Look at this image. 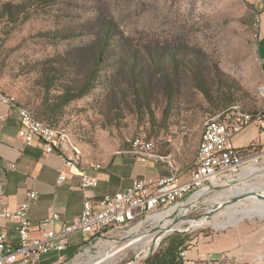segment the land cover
<instances>
[{
	"label": "rangeland",
	"instance_id": "374dc122",
	"mask_svg": "<svg viewBox=\"0 0 264 264\" xmlns=\"http://www.w3.org/2000/svg\"><path fill=\"white\" fill-rule=\"evenodd\" d=\"M255 15L247 0H0V86L37 118L67 128L81 152L96 150L98 142L128 151L132 139L141 135L185 172L193 165L208 116L235 110L264 124V69L256 51ZM100 37L106 39V52L95 85L58 109L61 85L67 78L83 81L94 65ZM133 61L140 83L130 74ZM51 74L57 78L52 85ZM142 86L149 98L139 94ZM169 87L174 88L172 100ZM237 134L239 143L253 135L249 129ZM248 146L263 149L258 142ZM262 172L261 165L254 177L241 174L238 186L263 182ZM229 191L209 194L187 216L194 222L184 221L174 232L189 236L187 244L193 246L241 228L244 239L252 245L250 235L256 234L253 245L264 249V215L214 227L227 222V207L249 205L246 196L224 203L223 193ZM204 217L210 223L192 226ZM140 237L114 234L81 244L71 259L56 264L102 255L107 259L101 264H141L150 239Z\"/></svg>",
	"mask_w": 264,
	"mask_h": 264
},
{
	"label": "built area",
	"instance_id": "2783aa9c",
	"mask_svg": "<svg viewBox=\"0 0 264 264\" xmlns=\"http://www.w3.org/2000/svg\"><path fill=\"white\" fill-rule=\"evenodd\" d=\"M0 104L9 105L6 94L0 86ZM18 112V110H17ZM17 137L27 146L42 143L45 153H54L63 162V166L71 168L80 166L76 154L68 149L64 141L63 126L47 124L37 119L29 110L19 114ZM262 124L258 117L245 116L235 112H220L208 116V138L203 156L191 166L188 172H176L168 176L134 180L129 187L112 196L102 199L85 194L80 214L71 221L62 223L59 228L55 224L60 220L57 212L49 214L33 224L28 216L29 203L36 198L35 192L25 194L26 201L17 205L14 210L7 207L4 201L3 187L0 185V220H11L18 235L16 245L7 240L4 230H0V264H39L42 258L52 252L61 254L69 244L72 234L88 235L82 244H92L111 238V235H124V238L151 239L147 243L144 259L154 252L164 238L172 234L171 230L160 229L165 217L172 226L189 222L191 212L201 208L198 203L214 192H225L238 186L241 174L246 178L259 172L264 167V149L252 148L231 151L232 137L249 124ZM128 150L144 160L155 164H165L170 168V160L155 151V144L145 136H135ZM99 170L100 168H93ZM258 172H248V170ZM261 170V169H260ZM66 180L59 174L57 183ZM80 189L87 192L96 186V180L84 174L80 177ZM187 207L184 214L181 208ZM181 222V223H180ZM194 222L190 220L191 223ZM35 230L38 235L32 236ZM112 233V234H111ZM186 262L185 252L179 254ZM206 264H221L219 261H208Z\"/></svg>",
	"mask_w": 264,
	"mask_h": 264
},
{
	"label": "crops",
	"instance_id": "0c3cea01",
	"mask_svg": "<svg viewBox=\"0 0 264 264\" xmlns=\"http://www.w3.org/2000/svg\"><path fill=\"white\" fill-rule=\"evenodd\" d=\"M247 1L256 14V51L264 69V0ZM8 104H0V185L3 187L5 204L11 210L26 201L27 192L36 193L35 200L28 207V216L33 224L46 218L49 211H54L60 217L55 224V228H59L62 223L80 214L85 194L99 200L126 189L134 180L154 179L172 173L171 166L155 164L128 151H114L106 143L99 142L96 150L81 152L80 166L66 168L54 153H45L42 143L27 146L17 137L18 112L23 106L16 100ZM247 129L253 133L252 137L245 143H239V134L234 135V146L240 149L248 147L251 142H258L264 149V124L247 125L239 133ZM96 165H99V170L93 169ZM59 174L66 177L60 184L57 183ZM83 174L96 180V186L87 192H83L79 186ZM15 226L11 220H0V230L6 232L11 245H16L18 241ZM31 234L38 235L35 230ZM255 235H250L253 238L252 245L249 239H244L246 235L241 228L205 237L184 251V264H206L208 261H219L221 264H264V249L253 245ZM83 241L82 234H72L64 252H52L44 256L39 264L59 263L61 259L74 255Z\"/></svg>",
	"mask_w": 264,
	"mask_h": 264
},
{
	"label": "trees",
	"instance_id": "16d2710c",
	"mask_svg": "<svg viewBox=\"0 0 264 264\" xmlns=\"http://www.w3.org/2000/svg\"><path fill=\"white\" fill-rule=\"evenodd\" d=\"M31 1H34V0H31ZM5 15H7V18L10 21H13L12 14L10 12H7V14H5ZM104 30H108L106 26L102 30L103 34L105 36V35H107V32ZM98 43L99 44L97 45L94 65L92 66V69L86 73L83 81H79V79L77 77L67 78L69 80H67V81L65 80L66 84L61 85V87H60L61 90H59L60 95L56 97V100L61 101V103L58 106V109H61L62 107H64L68 103H70L71 101H74L76 99H79V98L85 96L90 91V89L95 85V82L97 80V74L99 72L98 70L100 69V67L103 64L102 57L104 55V52H106V48L103 47V45H102V43L103 44L106 43V39L102 40V38L100 37ZM135 63L136 62L133 61L132 65H130V74H131L132 78L134 77V79L137 77L136 80L138 81V83H140L141 82V79H140L141 76H140V73H138V74L136 73V64ZM66 73H64V71H63L64 77L66 76ZM59 75H62V72ZM67 75L69 76L70 74H67ZM50 77H51V80L48 79V81H50V83L52 85L54 83V80H57V78L55 79L54 78L55 76L53 74H51ZM133 81H135V80H133ZM132 87H133V83H132ZM173 90H174V88H171V87L168 88L169 94L171 93L170 96H168L169 100H172V95H173L172 91ZM199 90L206 96V90L203 87L200 86ZM138 92L140 95H142L146 98H149L147 90L143 86H142V88H140V90ZM136 105H137V102H136ZM22 108H25V107H22ZM25 109H27V108H25ZM49 110H51V112L53 114L55 113V111H53L52 106L50 107ZM39 115L44 117L45 112L42 111L39 113ZM37 119H39V118H37ZM39 120L43 121V119H39ZM43 122L50 124V125H53L52 123L47 122V121H43ZM65 129H67V128H65ZM249 148H253V147L248 146V147L240 148L237 150L241 151V150H246ZM188 242H190L189 236L185 235L184 233L174 232L161 242L159 247L146 259L144 264H184L183 261L180 259L179 254L181 252L185 251L189 247L187 244ZM72 257H73V255L69 256L68 259H71Z\"/></svg>",
	"mask_w": 264,
	"mask_h": 264
},
{
	"label": "bare ground",
	"instance_id": "6f19581e",
	"mask_svg": "<svg viewBox=\"0 0 264 264\" xmlns=\"http://www.w3.org/2000/svg\"><path fill=\"white\" fill-rule=\"evenodd\" d=\"M2 92L5 93L3 88H2ZM5 94H6V98H7L8 103H13L15 101V98L13 96L8 95L7 93H5ZM27 112H29L27 109L22 108V107L19 108V114H26ZM234 112L238 113V114L245 115V116H251L250 114L243 113L240 111L234 110ZM207 138H208V118L206 119V121L203 124V129L201 132V136H200V140H199V144H198V147L196 150V154L194 157L193 164L199 159V157L203 156V151H204V148L206 146ZM64 141L67 144L68 149H71L76 154L77 160L81 163V160H82L81 151H80L79 147L75 144V142L72 141V139L70 137V133L68 132L67 129L64 130ZM231 151H237V148L234 146L233 142L231 143ZM170 166L172 167L173 171L180 172L179 168H175V166L171 164V161H170ZM95 167L99 168V165H96ZM262 170H263V172H262L263 174L261 175V177L264 179V168ZM248 172H258V171L250 169V170H248ZM260 182L259 183L257 182L258 184H256V185L254 183L253 184H251V183L250 184H243L241 186H238L237 189H236L237 186H234V187L228 189V190H230L229 191L230 193H223L226 196V198L228 199L227 202H224V203H228V202H230L231 199H234V198L246 196L245 198H247V199H245V200L247 201V203H249V205L246 206L244 204H239L237 207H235V206L227 207L228 214H229L228 215L229 217H227L228 218L227 222H223L220 224H214V227L222 228L228 224L237 223L245 217L252 218L253 215H260V216L264 215V181L261 183ZM250 194H254V195H250ZM186 209H187V207L181 208L182 214H184ZM160 219L163 220L161 228H164V230H167V231L171 230L172 227L176 228V227H179V225H180V224H177L175 226H172L171 222H168L165 219V217H162ZM189 222H190V220H189ZM207 223H210V222H208L204 217L201 220L197 221V224H192V226L198 227V226H201V225H204ZM150 242H151V239H150ZM144 253L142 254V257H144V255H145ZM86 254H88L87 250H86ZM111 254L112 253H110V252L107 253V255H111ZM99 258H97L96 256L95 257L89 256V259L86 261H84L80 258H76L74 264H101L104 260L107 259L104 255L100 256Z\"/></svg>",
	"mask_w": 264,
	"mask_h": 264
},
{
	"label": "water",
	"instance_id": "95a60500",
	"mask_svg": "<svg viewBox=\"0 0 264 264\" xmlns=\"http://www.w3.org/2000/svg\"><path fill=\"white\" fill-rule=\"evenodd\" d=\"M228 203H229V202H228ZM150 253H153V252H152V249L150 250ZM145 261H146V260H145ZM145 261H144V263H145Z\"/></svg>",
	"mask_w": 264,
	"mask_h": 264
}]
</instances>
